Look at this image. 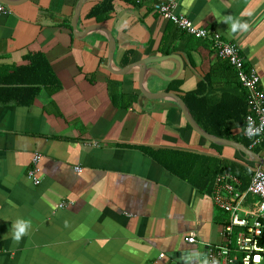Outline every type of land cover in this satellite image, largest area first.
<instances>
[{"label":"crops","instance_id":"0c3cea01","mask_svg":"<svg viewBox=\"0 0 264 264\" xmlns=\"http://www.w3.org/2000/svg\"><path fill=\"white\" fill-rule=\"evenodd\" d=\"M80 1L26 0L0 13V264L204 261L208 244L222 242L224 212L213 190H200L144 148L199 155L202 173L228 160L245 168L247 185L259 163L213 145L176 101L146 96L141 79L158 68L177 77L148 74L151 92H199L210 104L245 89L229 82L211 42L165 19L151 1L114 0L117 9L99 20L88 14L102 0H86L74 28ZM177 2L197 26L239 44L264 89V0ZM231 20L247 22V30L233 32ZM98 25L104 29L86 31ZM169 54L178 57L117 72ZM37 152L39 184L28 174ZM17 218L32 221L19 242L10 232Z\"/></svg>","mask_w":264,"mask_h":264},{"label":"built area","instance_id":"2783aa9c","mask_svg":"<svg viewBox=\"0 0 264 264\" xmlns=\"http://www.w3.org/2000/svg\"><path fill=\"white\" fill-rule=\"evenodd\" d=\"M137 3L151 1L154 9L165 19L173 21L186 32L211 42L214 51L229 61L235 69L242 87L247 92L248 112L244 127L245 136L251 141L250 148L264 144V89L254 67H248L235 41L226 39L222 33L197 26L187 15L177 10V0H135ZM9 4L0 1V13H10ZM249 127L259 129L249 134ZM264 156V152L262 153ZM41 153H35L29 177L40 183ZM77 169H81L77 167ZM250 183L232 172L219 174L215 179L213 199L216 207L228 215L229 221L221 229L222 242L208 244V264H264V166L255 164ZM250 197H257L251 202ZM190 242L195 237H187Z\"/></svg>","mask_w":264,"mask_h":264},{"label":"trees","instance_id":"16d2710c","mask_svg":"<svg viewBox=\"0 0 264 264\" xmlns=\"http://www.w3.org/2000/svg\"><path fill=\"white\" fill-rule=\"evenodd\" d=\"M113 1L114 0L100 1L91 9L88 16L96 17L99 20L109 17L111 13L117 9V6ZM222 65L224 66L225 71L230 72V75L232 76L229 79V82L236 83V85L242 88L235 69L226 60L222 61ZM200 94L201 93L199 92H189L183 96L199 124L211 134L232 139L250 147L251 141L244 133L246 115L248 112L247 92L244 90L242 94L235 96V98L223 97L219 102L212 104L208 103V100ZM131 105L132 104L130 103L128 106ZM231 120H233L238 126L242 127V132L239 134L233 133L229 123ZM213 145L216 144L213 143ZM252 149L257 153L262 154L264 152V144L253 147ZM144 150L154 158L159 159L169 170L189 180L202 191L212 192L216 177L227 171L242 178L245 177V168L238 167L228 160H223L222 163L218 165L216 171L211 170L202 173L198 168L199 163L197 161L200 158L199 155L189 152L152 150L150 148H144ZM245 186H247L246 182ZM218 220L221 223H225L229 221V218L226 213H223L219 215Z\"/></svg>","mask_w":264,"mask_h":264},{"label":"water","instance_id":"95a60500","mask_svg":"<svg viewBox=\"0 0 264 264\" xmlns=\"http://www.w3.org/2000/svg\"><path fill=\"white\" fill-rule=\"evenodd\" d=\"M3 1L6 4H10V5H16L19 4L21 2H24L26 0H0ZM86 0H81L79 5L76 8V12H75V16H74V20H73V27L76 28L77 27V23L81 14V10H82V6L85 3ZM96 28H103V26H94V27H90L89 29H87L86 31L89 30H93ZM86 31H84V34L86 33ZM82 32V31H81ZM107 33L109 35V39H110V59H113L114 56V52L116 50V41L114 36L112 35V33L107 30ZM178 56L176 54H169V55H165V56H158V57H153V58H149V59H145L144 61H142V63H136L132 66H130L127 69H121L120 71H117L119 73H128L130 70H132L133 68L137 67L138 65H147V64H152L154 62H161L167 59H176ZM182 70V62L180 61V68L179 71L177 72V74L179 75V73ZM150 73H156L157 75H159L160 77H163L166 80H173L175 77H177V75H167L165 74L163 71H161L158 68H151L146 70L143 73L142 79H141V88L142 91L145 93L146 96L152 98V99H159V98H169V99H173L174 101H176L182 108L183 113L185 115V118L187 119V121L190 123V125L197 131L199 132L201 135H203L204 137H206L207 139H209L211 142L216 143V144H220V145H229L232 146L238 150H240L241 152L245 153L246 155L249 156V158L256 162L259 163L261 165L264 166V156L262 154L257 153L256 151H254L252 148L248 147L247 145H245L244 143L232 140V139H228V138H223V137H219L217 135L211 134L209 133L207 130H205L195 119V117L193 116L189 106L187 105V103L185 102V100L178 95L177 93H173V92H169V91H159V92H151L147 86H146V78L148 77V74ZM184 264H208V258L207 255L205 257L204 261H198V262H191V263H184Z\"/></svg>","mask_w":264,"mask_h":264},{"label":"clouds","instance_id":"9594fccd","mask_svg":"<svg viewBox=\"0 0 264 264\" xmlns=\"http://www.w3.org/2000/svg\"><path fill=\"white\" fill-rule=\"evenodd\" d=\"M231 29L233 32L239 30H247L248 24L247 22H241L240 20H231ZM259 131V129H253L249 127L248 133L255 134V132ZM32 227V221L30 219L25 218H17L12 222L11 225V236L12 239L16 242H19L25 235H27ZM213 264L215 262L213 261Z\"/></svg>","mask_w":264,"mask_h":264}]
</instances>
